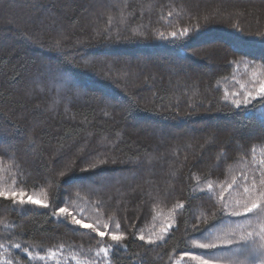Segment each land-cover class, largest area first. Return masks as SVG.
Listing matches in <instances>:
<instances>
[{
    "label": "trees",
    "instance_id": "16d2710c",
    "mask_svg": "<svg viewBox=\"0 0 264 264\" xmlns=\"http://www.w3.org/2000/svg\"><path fill=\"white\" fill-rule=\"evenodd\" d=\"M35 1L0 15V31L23 39L0 49V191L50 207L0 198V264L258 259L264 211H230L264 191V0H40L33 16ZM50 64L75 86L49 80ZM60 206L126 239L114 248L58 222ZM249 231L254 242L239 241Z\"/></svg>",
    "mask_w": 264,
    "mask_h": 264
},
{
    "label": "snow or ice",
    "instance_id": "6c2138e0",
    "mask_svg": "<svg viewBox=\"0 0 264 264\" xmlns=\"http://www.w3.org/2000/svg\"><path fill=\"white\" fill-rule=\"evenodd\" d=\"M187 31H188L187 29H184L185 34L187 33ZM171 35L173 37H176L177 34L175 32H172ZM161 36H163V33H161ZM46 73H47V77L49 80L56 82L60 87L64 86L63 85V75H62L63 70L60 67H58L57 64H50L48 68L46 69ZM70 87H74V85H70ZM258 93L259 95L264 96V84H262L259 87ZM252 99H255V98L252 96L251 93H248L243 99V101H241L240 99H234L232 101V104H234L236 109L239 110L241 108L242 103L243 105L247 106L249 103H251ZM104 162L105 161H101V163H104ZM93 167H95L94 164H93ZM60 175L64 176L65 172L61 171ZM259 184L261 186H264V173H261V179L259 180ZM211 187H212L211 182H209L208 188L211 189ZM252 187L253 189H255L256 187L255 181L253 182ZM244 191L248 193L249 189L245 187ZM259 197H260L259 199L251 198L248 203L242 206V208L237 207L235 209H232L230 211V215L234 217H239L241 215H247L250 213H254L258 210L264 211V191L260 192ZM0 198H4L6 200L11 199L15 204L20 205L21 208L19 209V211H23L24 210L23 206L25 205L36 206L37 208H44V209H47L50 207V204L47 198L41 199L33 195H27L24 192L0 191ZM179 207L183 208L184 205L180 204ZM224 210L227 211L228 209L225 208ZM51 215L55 217L58 222H63L66 217L70 218V221L68 222H70L73 226H78L80 229H92V231L95 232L96 236L98 237L103 238L105 237V235H109L111 241L114 242L113 244L114 248L115 246L120 245L121 242L126 239L123 233H119L117 231L108 232L107 231V229L109 228L108 224H104L102 226H94L93 224L85 222L83 218H77V216L72 211H70L67 207H63V206L53 207ZM171 227H172L171 224L167 226V228H171ZM115 228L119 229L120 224L116 223ZM161 232L166 235L167 229L162 228ZM255 236H256V233L252 231H249L247 233H242L239 237V241H243L245 243H248L249 241L254 242ZM137 239L144 241L145 237L143 235H139ZM163 239H164V235L157 237V240H163ZM259 239L261 241V244L259 246V258L253 260L252 264H264V227H261L260 229ZM157 240H154L151 237H148L146 242L147 244L151 245V244H155ZM239 241H237L235 235H233L227 239L222 240L219 246H231L234 243H238ZM193 243L195 244L197 248L203 249V250H215L218 247V244L216 242H200L194 239ZM15 247L20 248V244H16ZM253 251H255V249ZM100 252L104 253L105 257L108 256L107 247L101 248ZM184 255L190 256L191 259L193 261H197L198 264H220V262L214 257H212L211 253L209 252H204L201 254L185 253Z\"/></svg>",
    "mask_w": 264,
    "mask_h": 264
},
{
    "label": "rangeland",
    "instance_id": "374dc122",
    "mask_svg": "<svg viewBox=\"0 0 264 264\" xmlns=\"http://www.w3.org/2000/svg\"><path fill=\"white\" fill-rule=\"evenodd\" d=\"M28 1V0H27ZM40 0H36L34 2V8L32 9L31 12H33V16L36 14L37 12V9H38V2ZM53 3H56L55 0L52 1ZM22 7V3H21V0H0V15L4 14L5 16L7 15L8 16V12H11L12 10H14L15 8H21ZM5 16H3V18L0 16V24H2L3 22H6L5 21ZM9 17H7V20H8ZM10 21V20H9ZM17 29V28H16ZM18 30V29H17ZM1 32V31H0ZM23 42V39L22 38H18L16 36H13L11 35L7 30H5L3 33L1 32L0 33V49H4V50H13L14 48H16L20 43ZM61 42H65V40H62ZM224 45H227L228 43H226L225 41L222 42ZM228 46V45H227ZM64 83V88L67 90V86L70 87V85H74L75 86V83H70V84H67L68 82L66 81H63ZM77 85V84H76ZM228 137V136H227ZM30 151V150H29ZM262 168H263V164H262ZM262 169H255L254 172L255 173H258L261 172ZM241 175V174H239ZM242 176V175H241ZM240 177V176H239ZM239 177L237 178V181L239 179ZM105 182H103L104 184ZM88 214L89 215V212H86L85 215ZM90 214H93L92 212ZM84 215V216H85ZM86 215V218H89V216ZM85 221V220H84ZM86 222V221H85ZM166 229V228H165ZM227 233V232H226ZM154 237V240L157 239V237L153 236ZM99 254H101L100 256L101 257H105L104 253L102 252H99ZM109 257V250H108V256ZM106 257V258H107ZM105 258V259H106Z\"/></svg>",
    "mask_w": 264,
    "mask_h": 264
}]
</instances>
